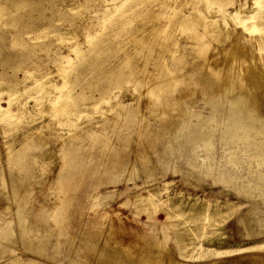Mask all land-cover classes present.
I'll use <instances>...</instances> for the list:
<instances>
[{"label":"rangeland","instance_id":"1","mask_svg":"<svg viewBox=\"0 0 264 264\" xmlns=\"http://www.w3.org/2000/svg\"><path fill=\"white\" fill-rule=\"evenodd\" d=\"M230 74L264 108V0H0V264H264Z\"/></svg>","mask_w":264,"mask_h":264},{"label":"bare ground","instance_id":"2","mask_svg":"<svg viewBox=\"0 0 264 264\" xmlns=\"http://www.w3.org/2000/svg\"><path fill=\"white\" fill-rule=\"evenodd\" d=\"M194 11V10H193ZM195 12V11H194ZM189 13H192V12H189ZM196 16H193L191 14H186L184 15V17L180 18V20H177V23L180 24V26L178 25V27H182V28H186L190 23H193L192 21L194 22H198L200 23L199 21L196 20L195 18ZM195 20H191V19H194ZM198 18V17H197ZM199 18H200V15H199ZM202 19V18H201ZM175 23V22H174ZM202 23V22H201ZM213 20H209L208 23H205L204 22V19H203V27H204V30L206 32H201L200 30L199 31H195L196 29L193 30L192 33H190V38L192 39H195L197 40V44L196 45H191L190 48H195V47H202L204 46L205 44H207V41L206 38H208V34H213V32H215V30H211V26L213 24ZM194 25V24H193ZM192 25V26H193ZM201 25V24H200ZM191 26V25H190ZM196 26V25H194ZM198 26V25H197ZM196 26V27H197ZM194 27V28H196ZM179 28V29H180ZM198 28V27H197ZM178 29V30H179ZM190 30L193 29V28H189ZM199 29V28H198ZM181 30H184V29H181ZM188 30V29H186ZM185 30V31H186ZM189 33V31H188ZM205 33H208L207 35H205ZM209 42V41H208ZM210 45V44H209ZM235 46V45H234ZM235 49V47H234ZM192 50V49H191ZM230 50V49H229ZM234 52V51H233ZM244 54V53H243ZM242 54V55H243ZM254 70V69H253ZM226 72V71H225ZM235 73V72H234ZM226 74V73H225ZM254 74V73H253ZM257 75V74H256ZM211 77H215L216 79H219L218 77L219 76H216L215 74H213ZM238 77V76H237ZM235 77L234 75H231L230 76H227L226 79L228 80V84H229V94H230V97L236 99L238 102H240L239 104L240 105H244L248 108L249 112L251 113V116L255 115L257 113V111H263V105L261 103V101H259V98L257 96V94H255V92L253 91V89L250 87V86H247V83L246 81L244 80V78H237ZM253 81V80H252ZM257 81V79H256ZM263 108V109H261ZM256 118V117H254ZM257 123H260V126L262 128H264V120L260 119V117L257 116ZM10 208V207H9ZM11 209V208H10ZM141 259V258H140ZM138 261H136L134 264H157L155 263L153 260H148L146 262H142L140 261L139 259H137Z\"/></svg>","mask_w":264,"mask_h":264}]
</instances>
